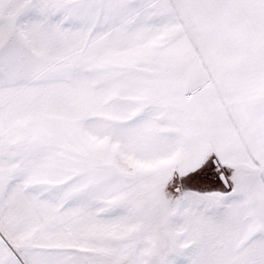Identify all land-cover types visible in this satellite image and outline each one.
<instances>
[{
    "label": "snow or ice",
    "instance_id": "1",
    "mask_svg": "<svg viewBox=\"0 0 264 264\" xmlns=\"http://www.w3.org/2000/svg\"><path fill=\"white\" fill-rule=\"evenodd\" d=\"M0 264H264V0H0Z\"/></svg>",
    "mask_w": 264,
    "mask_h": 264
}]
</instances>
